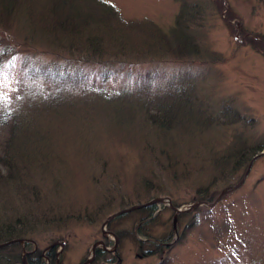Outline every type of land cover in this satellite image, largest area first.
<instances>
[{
  "label": "rangeland",
  "instance_id": "obj_1",
  "mask_svg": "<svg viewBox=\"0 0 264 264\" xmlns=\"http://www.w3.org/2000/svg\"><path fill=\"white\" fill-rule=\"evenodd\" d=\"M108 1L125 21H136L138 26L122 25L123 30L115 31L124 50L114 48L92 56L116 60L121 71L115 76L117 85L126 81L127 73L168 70L188 92L194 111L203 110L210 116L206 119L213 120L220 107H230L238 113V119L231 122L221 118V125H208L197 133V145L192 150L183 147L180 139L176 140L182 143L178 153L170 148L160 152V144L152 138L154 129L141 126L139 119L128 122L125 116L129 115L120 119L123 124L113 119L111 132L98 135L99 119L107 121L105 114H109L94 117L102 103L88 94L91 106L96 107H89V115L73 124L86 142L87 152L95 153L87 157L90 162L85 169V159L75 157L81 147L68 140V144L59 145L64 151L58 154L56 164L60 167L68 162L70 172L52 170L48 163L40 164L42 167L19 163L18 184H7L0 192V205L5 204L0 217L19 216L29 222L25 237L17 242L22 262L23 255L27 261L24 252L37 255L40 251L48 264L45 254L50 248L46 247L55 242L56 264H79L91 256L92 245L103 240L102 223L109 215L148 199L168 197L177 204L175 207L183 208L202 200L204 191L213 200L222 189L240 181L251 160L233 173L232 164H215L229 152L232 136L241 135L252 142L260 139L264 144V49L253 45H264V0ZM176 18L184 25L187 20L191 31H199L200 43L215 56H188L185 52L171 55L159 27L169 29ZM53 54L67 53L51 52L46 60L53 59ZM40 128L51 131L49 125ZM4 139L1 133L0 157ZM53 173H59L58 181L51 179ZM163 204L167 208L156 219L157 234L170 229L172 208ZM43 213H48L46 218ZM180 214L184 216L177 220L173 237L184 230L187 234L170 251L166 264H264V155L254 159L240 186L225 193L214 206L202 204ZM135 222V215H129L113 224L115 231H128L117 244L119 264H160V255L143 257L138 253L131 239ZM106 238L115 240L110 233ZM97 245L101 247V242ZM104 246L112 249L114 244ZM107 260L118 264L114 256L109 255Z\"/></svg>",
  "mask_w": 264,
  "mask_h": 264
},
{
  "label": "trees",
  "instance_id": "obj_2",
  "mask_svg": "<svg viewBox=\"0 0 264 264\" xmlns=\"http://www.w3.org/2000/svg\"><path fill=\"white\" fill-rule=\"evenodd\" d=\"M184 23L176 18L169 29L159 27L166 50L168 47L171 55L185 52L188 56H215L214 52L208 53L199 41V31H191L187 20ZM122 25L138 27L136 21H125L119 9L108 0H0V134L5 137L0 157V192L7 184L10 187L18 184L16 175L22 168L19 163L39 167L48 163L52 170L70 172L68 162L60 167L56 164L58 154L64 151L59 150V145L68 144V140L81 147L75 157L85 159V169L90 162L88 156L95 153L87 152L86 142L78 136L73 124L78 118H86L90 108L96 107L91 106L88 94L102 103L96 108L94 117L103 116L105 112L109 114H105L107 121L99 119L98 135L111 132L115 121L123 124L120 119L129 115L130 118L125 116L128 122L139 119L141 126L154 129L152 138L160 144V152L170 148L178 153L177 147L182 143H176V140L180 139L183 147L192 150L197 145V133L208 125H221V118L231 122L238 119V113L230 107H220L213 120L206 119L210 116L203 110L194 111L188 92L177 83L176 74L168 70L152 68L127 73L126 81L117 85L115 80L118 77L115 76L121 71L116 67V60L92 56H101L114 48L115 51L125 49L115 34V31L124 29ZM253 45L264 49L262 42ZM59 51L66 52V56L53 54V59L46 60L49 53ZM40 125H49L51 131L41 129ZM232 137L234 141L228 147L229 152L215 164H232L233 173L240 164L245 161L246 164L263 150L264 144L260 139L252 142L241 135ZM61 141L63 143L59 144ZM58 175L53 173L50 177L55 180ZM202 193V200L208 202L216 197L212 200L206 192ZM4 205H0V209ZM173 205L177 206L176 203ZM166 208L163 203L142 207L115 217L106 228L114 234L116 232L118 241L122 242L128 231H115L113 224L123 217L135 215L131 239L138 253L143 257L158 254L160 264H166L170 251L187 234L184 230L174 239L177 220L184 215L173 209L170 229L155 233L156 219ZM47 215L43 213L44 218ZM37 219L41 223V217ZM28 225L29 222L19 216L0 217V244L24 238ZM102 236L106 246L114 244L106 235ZM55 250L50 248L45 254L49 264H56ZM20 251L17 242L0 247V264H23ZM39 252L37 255L27 253V263L45 264ZM109 255L116 257L119 264L118 246L112 252L96 247L94 259L89 264H109L106 261Z\"/></svg>",
  "mask_w": 264,
  "mask_h": 264
},
{
  "label": "water",
  "instance_id": "obj_3",
  "mask_svg": "<svg viewBox=\"0 0 264 264\" xmlns=\"http://www.w3.org/2000/svg\"><path fill=\"white\" fill-rule=\"evenodd\" d=\"M260 155H264V151H260L259 153H257L256 155L253 156V158L250 160L249 162V165L246 169V171L244 172V174L242 175L240 181H238L236 184L232 185V186H228V187H225L224 189L221 190V192L219 193V195L212 201V202H207V201H203V200H198V201H195L193 203H191L190 205H188L187 207H183V208H178V207H175L173 206L172 204V201L171 199H169L168 197H157V198H153L151 200H148L146 202H143V203H138V204H134V205H131V206H128V207H125V208H122L114 213H112L111 215H109L102 223V231L104 233V235H106V233H110L112 234L114 237H115V240H114V247L112 249H108L106 248L104 245V242L103 241H99L101 242V247H103L105 250L107 251H114L116 250V247H117V244H118V237L116 234H114L113 232H110L107 230V225L109 222H111L115 217L119 216V215H122V214H125V213H128V212H131L133 210H136V209H139V208H142V207H146V206H150V205H153V204H159V203H167L174 211L178 212V213H182V212H189L191 211L192 209H195L197 206L199 205H202V204H205L209 207H212L214 206L220 199L221 197L227 193L229 190H232V189H235L237 188L238 186H240V184L244 181L245 177H246V174L248 173L254 159ZM20 239H13L11 241H7L5 243H2L0 244V247L6 245V244H9V243H13V242H19ZM99 242H96L92 245V248H91V256L90 257H87L84 261L80 262L79 264H89L93 261L94 259V254H95V250H96V247L98 246L97 244ZM56 243H51L49 246L46 247V249L48 248H52L53 246H55ZM37 249V247H35V250ZM26 252H24L25 254ZM49 263V262H48ZM23 264H27L26 263V260L23 256Z\"/></svg>",
  "mask_w": 264,
  "mask_h": 264
},
{
  "label": "bare ground",
  "instance_id": "obj_4",
  "mask_svg": "<svg viewBox=\"0 0 264 264\" xmlns=\"http://www.w3.org/2000/svg\"><path fill=\"white\" fill-rule=\"evenodd\" d=\"M2 244V243H1ZM7 245V244H6ZM5 246V245H4ZM26 254H27V252L25 253V256H26ZM24 256V255H23ZM26 263H27V261H26ZM28 264V263H27Z\"/></svg>",
  "mask_w": 264,
  "mask_h": 264
}]
</instances>
